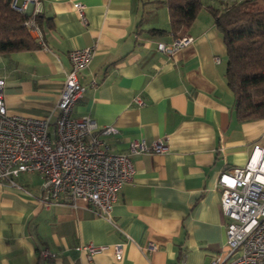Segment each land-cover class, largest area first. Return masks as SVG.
Listing matches in <instances>:
<instances>
[{
	"label": "crops",
	"instance_id": "obj_1",
	"mask_svg": "<svg viewBox=\"0 0 264 264\" xmlns=\"http://www.w3.org/2000/svg\"><path fill=\"white\" fill-rule=\"evenodd\" d=\"M232 1L241 0H205L215 7ZM75 2L84 5L86 24ZM35 8L45 46L0 53L8 113L50 116L51 132L71 67L68 53L93 46L78 73L84 92L73 116L114 126V134L102 137L113 153H126L136 139L161 140L167 150L132 157L134 174L111 206L112 221L82 200L46 207L37 174H20L16 186L0 181V264H208L225 257L217 177L244 166L254 144L264 147V116H236L224 75L226 48L210 12L204 6L178 33L191 42L167 54L159 45L176 35L163 0H38L23 12ZM155 28L162 32H150ZM86 243L106 249L89 259L76 249ZM116 243L123 244L120 260ZM42 250L50 256L42 258Z\"/></svg>",
	"mask_w": 264,
	"mask_h": 264
},
{
	"label": "built area",
	"instance_id": "obj_2",
	"mask_svg": "<svg viewBox=\"0 0 264 264\" xmlns=\"http://www.w3.org/2000/svg\"><path fill=\"white\" fill-rule=\"evenodd\" d=\"M38 0H23L22 6H12L23 12L26 4ZM83 24L87 23L84 5L73 4ZM32 17L24 23L40 46H45L42 31ZM191 37H175L169 45H159L167 54L189 44ZM95 53L93 46L77 47L69 51L70 70L65 73L63 87L53 110V130L50 116L34 117L8 113L4 102L5 80L0 77V181L16 186L20 174H37L41 179V202L47 207L54 203L82 200L100 216L111 220V206L124 183L134 174L132 157L147 151L160 153L167 145L156 140L145 143L131 140L126 153H113L102 138L116 132L111 125L99 127L88 117H75L74 104L83 96L84 87L78 73L87 67ZM95 85V82L92 83ZM138 105L141 98L136 97ZM217 184L221 189L220 206L226 217L227 253L208 264H264V147L254 144L247 162L219 172ZM147 249H155L148 243ZM93 255L106 249L93 243L76 247ZM116 260L122 258L123 244L112 246ZM42 258L50 256L48 250L40 252ZM234 256V258H230Z\"/></svg>",
	"mask_w": 264,
	"mask_h": 264
},
{
	"label": "trees",
	"instance_id": "obj_3",
	"mask_svg": "<svg viewBox=\"0 0 264 264\" xmlns=\"http://www.w3.org/2000/svg\"><path fill=\"white\" fill-rule=\"evenodd\" d=\"M0 0V53L25 51L39 45L25 25L32 14ZM168 8L171 32L187 29L205 6L222 34L226 48L225 78L235 98L238 119L264 116V1L241 0L214 6L205 0H163ZM34 19L42 31V17ZM152 33L162 30L151 29Z\"/></svg>",
	"mask_w": 264,
	"mask_h": 264
},
{
	"label": "rangeland",
	"instance_id": "obj_4",
	"mask_svg": "<svg viewBox=\"0 0 264 264\" xmlns=\"http://www.w3.org/2000/svg\"><path fill=\"white\" fill-rule=\"evenodd\" d=\"M231 258H234V256H232Z\"/></svg>",
	"mask_w": 264,
	"mask_h": 264
}]
</instances>
